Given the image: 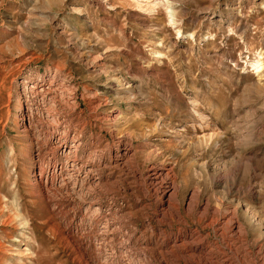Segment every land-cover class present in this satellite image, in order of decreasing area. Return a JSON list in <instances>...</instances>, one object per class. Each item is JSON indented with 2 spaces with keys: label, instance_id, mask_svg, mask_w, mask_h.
Here are the masks:
<instances>
[{
  "label": "rangeland",
  "instance_id": "374dc122",
  "mask_svg": "<svg viewBox=\"0 0 264 264\" xmlns=\"http://www.w3.org/2000/svg\"><path fill=\"white\" fill-rule=\"evenodd\" d=\"M124 145L129 171L107 163ZM152 163L175 167L182 204L199 188L237 207L239 263L261 264L264 0H0V264H137L179 228L154 217Z\"/></svg>",
  "mask_w": 264,
  "mask_h": 264
},
{
  "label": "bare ground",
  "instance_id": "6f19581e",
  "mask_svg": "<svg viewBox=\"0 0 264 264\" xmlns=\"http://www.w3.org/2000/svg\"><path fill=\"white\" fill-rule=\"evenodd\" d=\"M255 65H257V63ZM54 81H55L54 79L51 80L50 89H52L51 86H54L53 85ZM34 87L35 86H33L32 88ZM20 101L22 102V100ZM31 119H32L31 114L29 115L27 114V116L23 115L20 121V125L24 128H27V127L30 128ZM107 120L111 122L112 126H116L117 122L120 120V113L113 112L108 117ZM80 145H81V141L79 139H75L73 140L71 147L68 146V142L64 143L60 147V150H63L64 153H66V151L68 150V152L66 153L67 157L74 158L72 161L74 163V166L78 165V162L76 161V156L79 151V147H81ZM156 153L159 156L160 153L159 152H156ZM133 155H134L133 153L131 154V148L128 147L127 145H124V147H121V148L119 146L117 149L111 152L110 158L107 161V163L110 166H113L115 168H118L121 170L127 169L129 171V168L133 167ZM98 162L101 163L102 161H98ZM92 169L89 170V173L92 172ZM146 171L148 172L146 176L144 175L145 176L144 184L151 191L152 193L151 196L155 197L154 201H156V204H157V211H155L154 217L158 219L157 221L159 224H163V225L167 224L169 227L172 228L173 225L177 223L179 225V228L177 229V231H174V232L170 231L169 238L167 241H165L164 245H158L157 243H152V241L151 243L149 242L143 243L142 248H140L138 252L136 251V254L133 256L135 259H138V263L136 262L137 264H182V263L183 264H240L241 262H243V261H240L241 256L238 254L239 248L238 249L236 248V245H237L236 240H239L241 235L244 234V232L246 231L245 230L246 228L239 221V218H238L239 210L237 207L230 206L231 208L227 210H223L222 205L224 204V202L221 199H218L219 200L218 204H213L210 200L202 202V191L199 188L193 189L190 192L188 199L185 200L184 203L182 204V201L180 199V194L182 193V187L178 181V174L176 173L175 167L173 165H169V164L168 165H158V164L154 165L153 164L152 166H150L149 170H146ZM99 180L100 179L97 178L93 183L99 182ZM82 182H84V180ZM96 184L98 185V183ZM118 186L117 188L122 187L121 185L119 187ZM97 202L98 201L94 199L93 202L88 204V208H87L88 212L90 213L92 212V214L93 213L101 214L102 208ZM194 215L195 216L197 215V218H198L197 221L201 224L199 229H194L190 224L189 217L192 218ZM107 217L108 216L106 215L104 218L107 219ZM258 220H257V225L259 227L261 226L263 227L264 225L263 221L261 220L258 221ZM206 227L207 228L211 227V229H214V231L221 238L222 245H216L215 242L209 244V240H208L209 237H207L206 236L207 234L205 235L203 232V229ZM242 238L240 240H242ZM258 251L259 253L256 256L258 259L257 261L258 262L260 261L261 264H264V249L261 248ZM79 252H80L81 258L84 259L86 256V251L84 250L81 244L79 245ZM250 254H251V251H250ZM252 257L254 256H251V259ZM134 258H130V261L135 260ZM117 259L121 263L124 260V259L122 260V258L120 257H118Z\"/></svg>",
  "mask_w": 264,
  "mask_h": 264
}]
</instances>
